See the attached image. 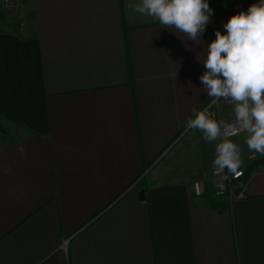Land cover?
Returning <instances> with one entry per match:
<instances>
[{
    "label": "crops",
    "instance_id": "obj_1",
    "mask_svg": "<svg viewBox=\"0 0 264 264\" xmlns=\"http://www.w3.org/2000/svg\"><path fill=\"white\" fill-rule=\"evenodd\" d=\"M17 2L25 30L0 18V102L19 120L0 114V264H264V164L242 198L196 196L217 142L185 130L212 99L207 45L259 0H208L197 41L139 0ZM238 143L248 167L264 155Z\"/></svg>",
    "mask_w": 264,
    "mask_h": 264
},
{
    "label": "clouds",
    "instance_id": "obj_2",
    "mask_svg": "<svg viewBox=\"0 0 264 264\" xmlns=\"http://www.w3.org/2000/svg\"><path fill=\"white\" fill-rule=\"evenodd\" d=\"M128 7L192 41L203 36L213 15L208 0H139ZM223 27L225 32L215 31L202 62L200 81L211 104L199 111L193 108L185 130L202 132L209 143L217 141L215 171L227 168L238 176L242 161L232 135L247 133L249 150L264 154V0L230 16ZM221 99L233 105L232 123L217 121L209 110Z\"/></svg>",
    "mask_w": 264,
    "mask_h": 264
},
{
    "label": "built area",
    "instance_id": "obj_3",
    "mask_svg": "<svg viewBox=\"0 0 264 264\" xmlns=\"http://www.w3.org/2000/svg\"><path fill=\"white\" fill-rule=\"evenodd\" d=\"M1 1L4 10H8L11 12L13 11L16 12L18 10L20 11L17 0H1ZM19 17L22 20L20 29L25 30L26 18L24 14L21 13V11ZM211 101L212 99L203 109L208 108L209 104H211ZM221 109L227 111L229 115L224 116V114L221 113ZM209 110L215 114L214 119H216L217 121L222 120L225 121L226 123H232L234 121L233 105L230 102H226L221 99L218 102V104L213 105ZM242 133L245 132H239L238 134H234L230 137V139ZM215 158L211 161L210 175L208 177H204L202 179H197L193 181L192 183L193 193L196 196L208 195L213 199L225 198L227 199L228 202H231L236 198H242L243 190L245 186L238 192L236 191L235 182L246 175L248 170V162H246L243 158L240 157L242 163L240 165V168L238 169L240 175L237 176L230 173L227 168H225L223 172L220 173L216 172L214 168ZM66 245H67V240L64 241L63 248H66Z\"/></svg>",
    "mask_w": 264,
    "mask_h": 264
},
{
    "label": "trees",
    "instance_id": "obj_4",
    "mask_svg": "<svg viewBox=\"0 0 264 264\" xmlns=\"http://www.w3.org/2000/svg\"><path fill=\"white\" fill-rule=\"evenodd\" d=\"M0 18H2L1 12H0ZM0 112L3 113L9 119L19 122V120L12 113H10V111L1 102H0ZM0 132L1 133H6L5 128L3 126H1V125H0ZM260 163L264 164V155L261 158L252 161L251 164L248 167L246 175L243 178H241V179H239V180H237L235 182L236 191L239 192L246 185V182H247V180L249 178V174H250L251 170L257 164H260Z\"/></svg>",
    "mask_w": 264,
    "mask_h": 264
},
{
    "label": "rangeland",
    "instance_id": "obj_5",
    "mask_svg": "<svg viewBox=\"0 0 264 264\" xmlns=\"http://www.w3.org/2000/svg\"><path fill=\"white\" fill-rule=\"evenodd\" d=\"M5 12H2V11H0L1 12V14H2V18H4L5 16H7L8 18H10L12 21H15L16 23H17V26L20 28V26H21V23H22V20H21V18L19 17V15H20V11L18 10V11H16V12H11V11H8V10H4ZM25 27H27L26 26V24H25ZM0 114L3 116L4 114L3 113H1L0 112ZM5 116V115H4ZM6 117V116H5ZM8 118V117H7ZM0 125L1 126H3V124H2V120H0ZM4 127V126H3ZM5 128V127H4ZM6 130V129H5ZM246 134L247 133H242V134H239V135H237V136H235V137H233V138H231V140L233 141V142H235L236 144H238V145H240V143H238V140L239 139H242V140H244L245 139V137H246ZM240 152L241 151H243V150H245V145L244 144H241L240 145ZM244 159V158H243ZM246 162H248L247 161V159H244ZM210 171H211V168L208 170V172H207V174H204L201 178H199V179H202V178H204V177H208L209 175H210ZM142 180H144V179H140V183H142Z\"/></svg>",
    "mask_w": 264,
    "mask_h": 264
},
{
    "label": "water",
    "instance_id": "obj_6",
    "mask_svg": "<svg viewBox=\"0 0 264 264\" xmlns=\"http://www.w3.org/2000/svg\"><path fill=\"white\" fill-rule=\"evenodd\" d=\"M144 193H145V189H142L141 194L144 195Z\"/></svg>",
    "mask_w": 264,
    "mask_h": 264
}]
</instances>
